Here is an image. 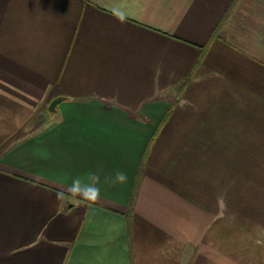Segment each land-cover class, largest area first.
I'll use <instances>...</instances> for the list:
<instances>
[{
	"label": "crops",
	"instance_id": "0c3cea01",
	"mask_svg": "<svg viewBox=\"0 0 264 264\" xmlns=\"http://www.w3.org/2000/svg\"><path fill=\"white\" fill-rule=\"evenodd\" d=\"M0 264H264V0H0Z\"/></svg>",
	"mask_w": 264,
	"mask_h": 264
},
{
	"label": "clouds",
	"instance_id": "9594fccd",
	"mask_svg": "<svg viewBox=\"0 0 264 264\" xmlns=\"http://www.w3.org/2000/svg\"><path fill=\"white\" fill-rule=\"evenodd\" d=\"M127 179L125 172L115 170L114 173L103 176V183L115 186L126 183ZM101 182V175L95 171H89L83 176L77 175L71 178V182L57 195V199H62L66 193L74 199L95 203L101 198Z\"/></svg>",
	"mask_w": 264,
	"mask_h": 264
},
{
	"label": "water",
	"instance_id": "95a60500",
	"mask_svg": "<svg viewBox=\"0 0 264 264\" xmlns=\"http://www.w3.org/2000/svg\"><path fill=\"white\" fill-rule=\"evenodd\" d=\"M62 102H63V98L61 97L54 99L49 106V111L55 112L57 106H59V104H61Z\"/></svg>",
	"mask_w": 264,
	"mask_h": 264
},
{
	"label": "trees",
	"instance_id": "16d2710c",
	"mask_svg": "<svg viewBox=\"0 0 264 264\" xmlns=\"http://www.w3.org/2000/svg\"><path fill=\"white\" fill-rule=\"evenodd\" d=\"M216 34H218V32H217ZM216 34H215V35H216ZM154 139H155V137L152 139L151 144L154 142Z\"/></svg>",
	"mask_w": 264,
	"mask_h": 264
},
{
	"label": "rangeland",
	"instance_id": "374dc122",
	"mask_svg": "<svg viewBox=\"0 0 264 264\" xmlns=\"http://www.w3.org/2000/svg\"><path fill=\"white\" fill-rule=\"evenodd\" d=\"M144 186H147V184H145Z\"/></svg>",
	"mask_w": 264,
	"mask_h": 264
}]
</instances>
